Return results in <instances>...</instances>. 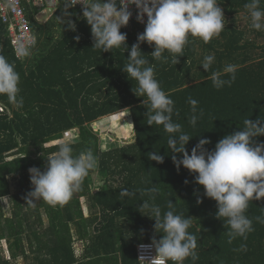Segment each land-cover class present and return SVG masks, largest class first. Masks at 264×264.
<instances>
[{"label":"trees","instance_id":"16d2710c","mask_svg":"<svg viewBox=\"0 0 264 264\" xmlns=\"http://www.w3.org/2000/svg\"><path fill=\"white\" fill-rule=\"evenodd\" d=\"M59 1L61 6L53 19L42 25L35 18L37 9L23 0L36 34L32 49L36 52L28 58H17L8 24L0 14V55L14 63L20 75L19 95L23 97V106L17 108L0 95V196L11 199L12 204L10 217L0 201V264H20V255L28 260L26 264H140L137 246L162 237L155 232V221L139 211V205L148 199L141 192L153 185L159 188L155 203L163 211L172 200L176 214L192 218L189 231L197 237L196 264H264V224L255 219L264 216V199L250 202L246 213L255 230L247 240L237 238L229 243L225 222L216 217L217 202L204 195L203 186L195 182L188 169L181 165L177 170L167 149L169 134L163 126L147 124L144 98L135 94L137 83L123 71L128 52L122 48L113 52L93 48L91 27L82 9H68L77 26L72 31L61 22L68 17L64 16L63 0ZM217 2L224 11L225 30L207 44L190 37L177 65L171 63L167 51L164 55L169 57L168 63L154 61L150 55L154 48L147 42L141 44L156 79L179 111L174 121L193 137L187 145L189 154L201 138L211 141L205 147L212 151L224 136L243 128L245 119L264 118V43L257 39L264 37V31L251 29L250 23L240 26L236 16L247 13L244 5L248 0ZM260 7L264 8V0ZM58 19L63 33L48 39L46 27L51 28ZM144 30L145 26L134 19L121 28L127 34L129 48L138 43V35ZM252 33L255 38L250 37ZM208 54L216 58L211 71L222 70L227 64L237 66L236 80L230 87L217 90L213 86L211 72L201 65ZM222 78L230 79V74ZM189 97L198 101V113L203 110L195 127L189 123ZM125 111L131 114L135 140L121 147H103L94 123ZM72 129L79 133L71 143L73 154L91 149L97 167L85 179L82 191L67 204L52 207L33 199L36 204L28 205L26 197L33 188L29 169L44 171L46 156L59 146L47 144L64 138ZM255 139L264 142V136ZM157 151L164 156L163 163L149 159L148 154ZM177 156L182 158V154ZM94 173L99 177L96 183L92 181ZM12 179L17 186L14 193ZM125 188L135 195L121 198L120 191ZM82 198L88 206L87 216ZM77 239L84 243L80 255L75 247ZM3 240L8 245V258ZM184 264H192L191 259Z\"/></svg>","mask_w":264,"mask_h":264},{"label":"clouds","instance_id":"9594fccd","mask_svg":"<svg viewBox=\"0 0 264 264\" xmlns=\"http://www.w3.org/2000/svg\"><path fill=\"white\" fill-rule=\"evenodd\" d=\"M260 3L261 0H248L244 5L250 28L256 31H264V8L260 7ZM77 4L82 5L83 18L91 27L93 48L102 52L122 48L128 52L123 71L137 83L138 87L133 89L135 94L144 98L147 124L163 126L169 134L167 149L177 170L181 165L188 169L195 182L203 186L204 195L217 202L216 217L225 222L228 242L232 243L237 238L247 240L248 234L255 230L253 220L246 214L249 203L264 199V142L258 143L255 139L264 136V118L245 119L243 128L224 136L212 151L205 147L211 141L201 138L189 154L187 145L193 137L174 121L173 116H178L179 111L162 89L155 77L154 66L145 59L141 50V44L147 42L154 48L150 54L154 61L168 63L169 57L164 55L167 51L171 63L177 65L179 58L184 56L190 37L199 38L207 44L225 30V16L220 4L217 0H63L64 16L68 19H59L72 31L77 26L68 9ZM130 5L139 9L138 21L144 23L146 15L147 22L144 32L138 35V43L129 48L127 34L122 33L121 28L127 26L131 19ZM8 7L14 10V0H9ZM76 39L79 40V37ZM32 45L33 38H28L27 43L18 42L15 48L17 58L30 57ZM215 60L214 54L205 55L201 65L211 72L209 79L217 90L230 87L236 80L237 66L227 64L222 70L211 71ZM225 74H230V79H223ZM19 84L20 75L14 63L0 55V95L6 96L8 102L17 108L23 106ZM188 103L192 106L189 123L195 127L203 116V110L197 112L196 99L189 97ZM73 152L71 143L62 141L56 151L46 156L44 171L38 167L29 169L33 188L26 197L28 205L36 204L33 202L35 199L52 207L63 206L75 193L82 191L85 179L97 167V157L91 149L78 155ZM177 154H182V158H178ZM148 156L150 160L164 162V156L158 151ZM158 192L159 188L155 185L142 191L141 195H147L148 199L139 205V211L155 221V232L162 234L158 240L153 238L157 255L150 264H167L169 261L184 264L189 258L192 264H196L199 260L197 237L189 231L192 218L176 214L172 200L167 204L168 210L163 211L155 203ZM132 195L135 193L126 188L120 191L121 198ZM0 201H3L2 196ZM201 202L198 200V203ZM255 219L264 224V216ZM241 248H246V245L241 244Z\"/></svg>","mask_w":264,"mask_h":264},{"label":"rangeland","instance_id":"374dc122","mask_svg":"<svg viewBox=\"0 0 264 264\" xmlns=\"http://www.w3.org/2000/svg\"><path fill=\"white\" fill-rule=\"evenodd\" d=\"M237 19L239 21V24L241 27H245V26H249L250 20L248 19V14L244 11L240 12L239 14H237ZM129 25V23H128ZM250 37L255 38V35L252 33L250 35ZM258 41L262 44L264 43V37H258L257 38ZM35 53L36 51H31L32 53ZM33 53V54H34ZM113 117L109 116V117H105L102 118L100 121H98L97 123H94V130L96 131V133L100 136L101 141H102V145L103 147H108L111 145L115 146V147H121L123 145H126L128 143H131L135 140V133H134V126H133V122H132V118H131V114L129 111H125L124 113L120 114V115H112ZM79 136L78 130L76 129H72L68 132L65 133L64 138L60 139V140H55L52 141L50 143H48L47 145H54L57 143H60L62 141L64 142H70L72 143L75 139H77V137ZM99 177L96 173H94L93 177H92V181L96 183V181L98 182ZM11 188L13 193L17 191V186L15 185V181L12 179L11 180ZM95 186V185H94ZM95 190V187H93V191ZM5 208L7 210V215H9L11 217V199L9 198H4L3 199ZM82 206H83V210L85 215H89V210H88V206L86 204V200L85 198H82ZM44 225L47 226L48 225V219L47 217L44 218ZM73 227V235L75 236V238L78 237V235L76 234V229L75 226ZM4 244V249L6 250L5 254L6 257H9V252H8V245L6 240H3L2 242ZM75 247H76V252L78 255H80L83 251L84 248V243H82V241L80 240H76L75 241ZM28 260H26L23 256L20 255L19 258V263L20 264H26Z\"/></svg>","mask_w":264,"mask_h":264},{"label":"built area","instance_id":"2783aa9c","mask_svg":"<svg viewBox=\"0 0 264 264\" xmlns=\"http://www.w3.org/2000/svg\"><path fill=\"white\" fill-rule=\"evenodd\" d=\"M30 5L41 6L48 9H56L58 0H26ZM14 10L8 7L9 0H0V14L3 21L8 24L9 33L11 38V44L14 48L20 41L27 43L28 38H33V45L31 51L36 42V34L31 28L30 19L26 13L23 0H14ZM76 7L82 9L81 4H77ZM129 11L132 13L131 19L138 21L139 9L135 5L129 6ZM139 22V21H138ZM147 16H144V23L140 24L146 26ZM16 53V52H15ZM143 246V247H142ZM137 254L140 260V264H150L151 260L156 257L157 253L152 242H142L137 246ZM143 257L144 259H141ZM169 264V262H167Z\"/></svg>","mask_w":264,"mask_h":264},{"label":"crops","instance_id":"0c3cea01","mask_svg":"<svg viewBox=\"0 0 264 264\" xmlns=\"http://www.w3.org/2000/svg\"><path fill=\"white\" fill-rule=\"evenodd\" d=\"M60 6H61V2L59 0H58V5H57L56 9H48V8H44V7H41V6L31 5L32 8H36L37 9V12H35V18L42 25H46L51 19H53L54 15L57 13L58 8ZM52 25H50L51 28L46 27L49 30L48 39H56V38L60 37V35H62V33H63V31H62L63 29L60 26L59 19L56 21L54 26H52Z\"/></svg>","mask_w":264,"mask_h":264}]
</instances>
